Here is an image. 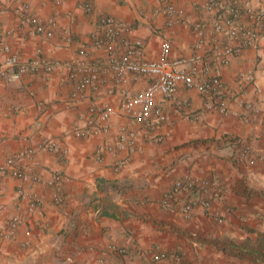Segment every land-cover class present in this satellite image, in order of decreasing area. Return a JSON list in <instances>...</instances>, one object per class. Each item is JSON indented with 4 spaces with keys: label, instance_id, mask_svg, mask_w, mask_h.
<instances>
[{
    "label": "crops",
    "instance_id": "0c3cea01",
    "mask_svg": "<svg viewBox=\"0 0 264 264\" xmlns=\"http://www.w3.org/2000/svg\"><path fill=\"white\" fill-rule=\"evenodd\" d=\"M195 1L205 0H61L60 6L52 0H0V66L10 56L4 46L23 63L39 50L62 64L72 62L83 48L91 49L95 58H105L106 53L91 43L99 18L105 15L132 25L133 37L145 41L151 60L159 57L165 40L172 44V57H190L196 41L193 31L167 27L160 10L174 3L186 11L191 25L202 23L211 29L214 17L197 12ZM238 1L264 12V0ZM26 3L34 15L55 18L53 38L37 35L32 26L22 23L14 10ZM86 4L93 6L92 12ZM64 31L69 32L68 38ZM250 70L254 82L240 99L259 104L263 113L257 123L208 110L202 95L183 90L180 96L188 104L182 111L159 100L169 122L156 133L145 132L121 112L123 101L146 89L149 79L136 82L129 77L112 95L104 89L78 98L72 96L67 67L48 76L0 81V165L9 155L44 140L57 141L67 150L66 158L40 152L23 165L44 181L57 172L66 175L60 206L51 202L50 190L42 183H23L8 176L0 183V231L22 209L23 199L17 193L21 187L46 200L35 214L23 213L24 224L14 240L0 239V264H152L148 252L154 247L182 253L186 264H264V164H250L240 155L244 147L256 157L264 155V37L258 48L237 51L218 73L239 93V75ZM101 104L113 109L110 137L123 127L139 134L137 151L120 173L113 171L110 154L102 161L96 158L104 136L77 139L74 135L81 116ZM230 107L243 111L234 99ZM157 133L163 141L158 142ZM186 176L220 179L221 194L213 204L220 219L202 209L186 218L161 207L174 182ZM112 244L127 253L109 252Z\"/></svg>",
    "mask_w": 264,
    "mask_h": 264
},
{
    "label": "built area",
    "instance_id": "2783aa9c",
    "mask_svg": "<svg viewBox=\"0 0 264 264\" xmlns=\"http://www.w3.org/2000/svg\"><path fill=\"white\" fill-rule=\"evenodd\" d=\"M52 1L57 6L61 5V0ZM193 7L197 12H206L214 17L211 29L207 30L202 23L191 25L186 11L174 3H169L160 10L166 17L167 27L181 26L184 30L193 31L196 41L190 57H172V44L165 40L159 57L151 60L147 55L145 41L133 37L132 25L105 15L99 18L96 30L91 36L92 46L103 50L106 53L105 58H95L91 49L83 48L72 62L62 64L45 57L39 50L35 58L23 63L19 56L11 54L9 46H4L10 56L7 62L0 66V81L16 82L25 76L39 74L48 76L62 67H67L72 96L78 98L84 93L98 94L104 89L112 95L115 93V87L121 88L129 77L136 82L149 79L151 83L146 89L126 98L121 105V112L130 115L134 124L147 133H156L169 122L165 106L159 103V100L170 103L177 111L187 107L188 102L180 96L183 90L197 91L206 99L208 110H214L223 116H234L246 124L257 123L263 113L259 104L240 99L246 94L248 84L254 82L253 71L239 75V93L225 84L218 71L230 63L231 57L237 51L259 47L264 37V12L238 0L195 1ZM85 8L88 12L93 11L91 4H86ZM14 12L20 16L22 23L32 26L35 34L47 39L54 37L57 26L55 18L45 20L34 15L28 3L16 7ZM63 36L68 38L69 32L64 31ZM232 99L238 102L242 112L230 107ZM112 114L113 109L109 104L91 107L88 113L79 119L74 135L77 139L104 136L105 142L96 150V158L102 161L105 154H110L113 171L120 173L137 151L139 134L137 129L123 127L115 137H110L109 121ZM156 139L158 142L163 141L164 136L158 134ZM40 152H50L61 158L67 156V150L61 143L44 140L34 147L9 155L0 165V183L6 176L23 183H42L50 190L51 202L60 206L64 203L63 183L67 179L66 175L57 172L50 180L44 181L31 167L23 166ZM240 155L250 164L257 161L264 164V155L256 157L249 147H244ZM17 193L23 199L22 209L11 217L7 228L0 231V239L5 241L15 239L24 224L23 213L35 214L46 201L44 196L35 191H27L25 187H21ZM181 194H196V197H176ZM220 194L221 181L218 177L200 180L186 176L174 182L171 194H165L160 204L164 210L180 213L186 218H191L196 209H202L218 220L221 215L213 210V204ZM107 249L122 255L127 253L126 248L115 244L109 245ZM148 253L152 264H186L180 252H168L154 247Z\"/></svg>",
    "mask_w": 264,
    "mask_h": 264
}]
</instances>
